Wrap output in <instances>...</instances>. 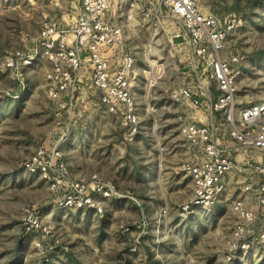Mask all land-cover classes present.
<instances>
[{
    "label": "rangeland",
    "instance_id": "1",
    "mask_svg": "<svg viewBox=\"0 0 264 264\" xmlns=\"http://www.w3.org/2000/svg\"><path fill=\"white\" fill-rule=\"evenodd\" d=\"M75 4L0 0V264H264L258 250L226 258V240L238 219L233 203L247 182L243 172L227 177L210 207L182 214L193 190L186 165L198 154L183 128L211 120L217 90L197 75L202 62L196 47L159 0H136L132 19L125 14L130 3L118 14L124 49L135 56L131 88L139 128L133 139L124 119L100 103L92 88H81L73 108L53 99L47 60L27 68L22 82L5 68L6 55L31 47L45 20L72 25ZM198 5L206 14L239 18L220 52L238 69L236 108L264 101V0H198ZM154 59L165 70L148 91L144 71ZM184 87L195 92L199 108L181 96ZM63 133L60 149L74 178L97 174L135 199L100 200L102 212L59 207L48 182L23 162ZM235 156L250 164L257 157L255 151ZM252 169L245 166L246 172ZM30 214L52 229L53 238L28 230ZM263 228L259 220L253 226L257 233Z\"/></svg>",
    "mask_w": 264,
    "mask_h": 264
},
{
    "label": "built area",
    "instance_id": "2",
    "mask_svg": "<svg viewBox=\"0 0 264 264\" xmlns=\"http://www.w3.org/2000/svg\"><path fill=\"white\" fill-rule=\"evenodd\" d=\"M76 2L79 3L72 25L45 20L32 46L8 53L4 66L13 72L14 79L22 82V74L27 68L39 60H47L50 68L46 79L53 99L62 106L73 108L81 88H92L99 94L100 103L124 119L129 126L128 137L133 139L139 128L136 99L131 88L135 56L124 49L125 29L118 21V14L130 3L125 14L132 19L136 0ZM161 5L182 26L190 43L196 47L202 62L197 75L205 76L207 82L213 81L217 90L210 104L211 120L207 124L189 122L183 128L185 137L198 154L186 165L193 190L181 206L182 214L189 216L197 208L210 207L225 190L226 179L233 171L247 173V182L242 188L244 194L233 203L238 219L226 240V258L230 261L238 253L253 250L264 252V228L258 233L253 229L258 220L264 224V101L236 108L238 69L220 53L228 36L236 30L239 18L206 14L201 11L198 0H159V7ZM176 36L182 34L179 32ZM234 60L237 61L238 56ZM164 70L161 60H151L144 71L148 91ZM180 94L194 108L201 105L192 88L184 87ZM65 135L63 133L59 140L39 147L23 162L28 172L38 173L48 182L58 198L59 207L102 212L100 200L135 199L97 174L74 178L60 149ZM247 151H258L261 158L252 164L248 160L239 162L235 155ZM247 165L253 168L251 172L245 171ZM27 223L28 230H41L45 238H53L52 229L32 214Z\"/></svg>",
    "mask_w": 264,
    "mask_h": 264
},
{
    "label": "crops",
    "instance_id": "3",
    "mask_svg": "<svg viewBox=\"0 0 264 264\" xmlns=\"http://www.w3.org/2000/svg\"><path fill=\"white\" fill-rule=\"evenodd\" d=\"M78 3L79 2H76V4L74 5V7H77L78 6ZM256 152V159H260L261 158V156L259 155V152L258 151H255ZM240 154H242V153H240ZM240 154H238V155H240ZM246 178H247V173H246Z\"/></svg>",
    "mask_w": 264,
    "mask_h": 264
}]
</instances>
